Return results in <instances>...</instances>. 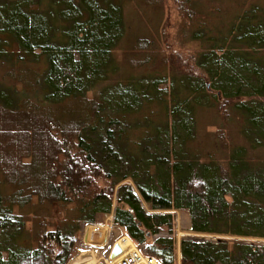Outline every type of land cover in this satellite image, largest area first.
<instances>
[{"label":"trees","instance_id":"obj_1","mask_svg":"<svg viewBox=\"0 0 264 264\" xmlns=\"http://www.w3.org/2000/svg\"><path fill=\"white\" fill-rule=\"evenodd\" d=\"M122 3L0 0V264H69L87 250L82 225L111 215L160 264H264V8L200 22L192 74L106 85ZM211 109L246 141L221 145L220 161L199 142ZM175 211L191 233L220 238L178 249Z\"/></svg>","mask_w":264,"mask_h":264},{"label":"rangeland","instance_id":"obj_2","mask_svg":"<svg viewBox=\"0 0 264 264\" xmlns=\"http://www.w3.org/2000/svg\"><path fill=\"white\" fill-rule=\"evenodd\" d=\"M122 4L127 29L122 43L114 52L119 71L106 85L126 83L131 77L143 73L167 76L176 73L192 74L196 72V57L205 49L201 42L191 39L192 31L201 24L200 22L205 21L209 27L212 24L226 27L242 12L252 7L264 8V0H123ZM95 94L96 92L90 93L89 98ZM199 118V142L206 154L213 155L220 161L226 158L227 153L221 145H246L238 121L226 119L217 109L204 110ZM256 155L264 157V148L256 152ZM173 213L175 229L172 236L178 249L181 240L186 237L205 240L220 238L191 233L189 214L185 211ZM54 217V220L47 223L57 224L58 218L62 219L63 215L58 211ZM107 217L110 216L99 218L105 221ZM27 226L32 228V219ZM121 234L124 232L117 227L114 238ZM256 242L264 244V240ZM69 264L105 262L102 250L93 251L88 248L86 253H75Z\"/></svg>","mask_w":264,"mask_h":264},{"label":"built area","instance_id":"obj_3","mask_svg":"<svg viewBox=\"0 0 264 264\" xmlns=\"http://www.w3.org/2000/svg\"><path fill=\"white\" fill-rule=\"evenodd\" d=\"M89 225L94 226V231L88 238ZM116 228L113 215L107 217V219L101 223L85 224L80 245L86 247L87 250L82 251V249H80L77 254L86 252L88 248H91L93 251L102 250L105 264H160L155 257L145 255L125 234H121L119 237L114 238ZM101 232H103V234ZM121 242L125 243V248H122ZM118 246L121 250L120 254L113 257L114 250Z\"/></svg>","mask_w":264,"mask_h":264},{"label":"bare ground","instance_id":"obj_4","mask_svg":"<svg viewBox=\"0 0 264 264\" xmlns=\"http://www.w3.org/2000/svg\"><path fill=\"white\" fill-rule=\"evenodd\" d=\"M101 229V228H100ZM104 229V228H103ZM94 231V226H92V225H89V229H88V238L91 236V234H92V232ZM102 234H103V232H101ZM121 246H122V248H125L126 247V245H125V243H123V242H121ZM83 253H86V252H83ZM87 253H89V252H87ZM79 256V255H78ZM110 262V261H109Z\"/></svg>","mask_w":264,"mask_h":264},{"label":"water","instance_id":"obj_5","mask_svg":"<svg viewBox=\"0 0 264 264\" xmlns=\"http://www.w3.org/2000/svg\"><path fill=\"white\" fill-rule=\"evenodd\" d=\"M120 251H121V250H120L119 246L116 247L115 250H114L113 257L116 256V255H118V254H120Z\"/></svg>","mask_w":264,"mask_h":264},{"label":"crops","instance_id":"obj_6","mask_svg":"<svg viewBox=\"0 0 264 264\" xmlns=\"http://www.w3.org/2000/svg\"><path fill=\"white\" fill-rule=\"evenodd\" d=\"M116 231V230H115ZM81 246V245H80ZM83 250V249H82Z\"/></svg>","mask_w":264,"mask_h":264}]
</instances>
